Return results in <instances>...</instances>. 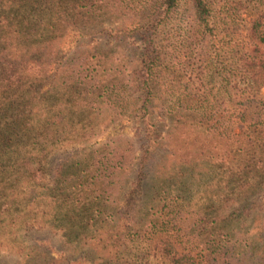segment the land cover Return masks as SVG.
<instances>
[{
	"label": "trees",
	"instance_id": "16d2710c",
	"mask_svg": "<svg viewBox=\"0 0 264 264\" xmlns=\"http://www.w3.org/2000/svg\"><path fill=\"white\" fill-rule=\"evenodd\" d=\"M182 1L0 0V256L64 264L28 244L35 229L68 248L66 264H264V11L219 35L209 0H189L194 42H179L198 86L178 97L166 32ZM71 31L117 44L63 55ZM129 34L141 48L120 45ZM122 119L137 149L98 141ZM158 153L133 217L120 207L130 173L141 183Z\"/></svg>",
	"mask_w": 264,
	"mask_h": 264
},
{
	"label": "rangeland",
	"instance_id": "374dc122",
	"mask_svg": "<svg viewBox=\"0 0 264 264\" xmlns=\"http://www.w3.org/2000/svg\"><path fill=\"white\" fill-rule=\"evenodd\" d=\"M209 3L211 4L216 19L218 20L217 23L220 24V29L223 30L222 32H219V35H223L224 33L235 36L244 35V30L247 27L250 19H252L261 11H264V0H209ZM194 14L195 11L192 3L189 0L182 1V3L179 5V8L173 14V21L169 26L171 30L167 29L168 32H166V38H169L170 41H177V46L175 45V43H172V45L176 46V49H173V55L179 61L178 67L181 68L180 78H178L180 85L176 88L178 97H186V95L190 91V87L192 89V93H194L196 89L195 87L198 86H189L187 83L188 77L194 76V73L197 72V64H195V62L193 61L195 55L190 54L193 46L186 48L183 43L179 42L183 39L187 44L194 42V40L185 39L190 37L191 33L193 32L195 17ZM107 27L112 28V26L109 25ZM125 36L127 37L124 42L120 43L122 47L126 49L141 48V40L139 39L137 34L134 36H132L131 34ZM113 41L114 39H111L110 35L82 38V36L78 35L77 31H71L70 33H68L62 45V54L64 55L66 52L73 50L79 46L89 48L95 47L97 45L109 44L111 47L112 45L117 44ZM210 44H213V46L215 47L218 46L214 39ZM188 61L189 64L191 63V66L189 67H187ZM164 77L167 78V74H165ZM206 82L211 83L212 81L208 80ZM208 88L212 89L209 97L213 95L215 97H227L224 89L219 90L215 94V88L213 89L211 86H209ZM167 90L169 91V89ZM259 93L261 95H264V88H261L259 90ZM165 124L166 120L165 122H163V124H161L162 130H165ZM118 138L129 139L134 144L135 149H137L142 143L138 128L136 127V125H134L133 122L126 119H122L109 126L107 130L100 136L98 141L106 142L108 140H115ZM160 155L161 153H158L152 158L151 162L145 169L146 177L144 178V180H142L141 183L135 184V172L131 171L130 173L128 186L123 192L120 207H123V209L127 210L133 217H135L141 200L144 197L143 193L148 185V182L150 181L151 170ZM64 157L65 154H57L56 156H54L50 163V170L53 171ZM262 200V203L264 204V196ZM259 218V228L261 234L260 236L264 238V207L260 211ZM26 235L28 244L36 246L38 249L50 254V256L61 260L64 264H66L67 261L74 259L68 248L64 246L62 242L49 230L31 229ZM86 256L87 253L84 251L79 256H75V258ZM0 264H19V261L14 255L2 254L0 256ZM115 264H128V260H123Z\"/></svg>",
	"mask_w": 264,
	"mask_h": 264
}]
</instances>
